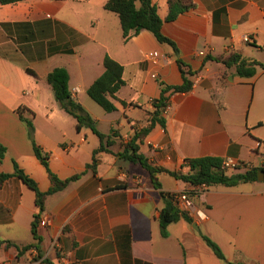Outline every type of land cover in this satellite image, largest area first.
I'll use <instances>...</instances> for the list:
<instances>
[{
  "label": "crops",
  "instance_id": "0c3cea01",
  "mask_svg": "<svg viewBox=\"0 0 264 264\" xmlns=\"http://www.w3.org/2000/svg\"><path fill=\"white\" fill-rule=\"evenodd\" d=\"M107 1L0 4V144L7 148L0 174H12L15 161L41 191L52 185L17 112L22 107L28 109L24 117L33 121L36 143L50 153L51 170L61 179L82 174L46 198L41 218L48 224L37 226L39 248L20 257L17 246L34 242L35 193L17 177L0 184V239L11 242L2 246L0 264H45L46 258L55 264H264V179L192 192L195 209L207 218L190 216L193 223L181 218L163 235L162 192L196 187L162 172V188H156L146 168L117 155L150 124L161 84L184 83L180 59L192 72V90L169 95L165 126L156 124L138 140L140 153L153 166L179 172L185 171V159L207 156L261 163L264 67L242 77L215 58L240 52L264 64V0H193V8L162 26L178 53L148 30L125 40L119 16L104 8ZM168 1L153 0L164 20ZM247 35L250 43L243 41ZM153 50L161 54L156 67L146 57ZM106 56L124 67L125 84L116 93L113 112L87 93L104 73ZM59 67L68 70L72 97L98 130L116 131L110 151L98 154L96 174L87 164L100 138L89 128L77 129V120L58 104L47 82ZM203 236L218 244L226 260L216 256ZM57 237L61 247L51 251Z\"/></svg>",
  "mask_w": 264,
  "mask_h": 264
},
{
  "label": "trees",
  "instance_id": "16d2710c",
  "mask_svg": "<svg viewBox=\"0 0 264 264\" xmlns=\"http://www.w3.org/2000/svg\"><path fill=\"white\" fill-rule=\"evenodd\" d=\"M20 1L23 0H0V4H15ZM194 6L195 4L193 0H169V12L166 20L162 19L160 16L158 6L153 2V0H108L105 3L104 8L108 11L116 13L119 16L125 40H128L130 37L138 34L142 30H148L152 32L160 42L168 43L174 48L175 52L178 53V48L175 42L162 33V26L165 21H174L180 14L188 11ZM215 60L222 62L227 68L235 67L236 74L242 77H251L255 75L257 66L264 67L263 63L244 58L240 52H231L227 57L215 58ZM178 63L182 70L184 83L180 86H168L164 83L161 84V96L154 102L155 110L151 113L150 124L137 131L136 135L128 142V144L123 146V150L117 155L131 162L139 163L146 168L150 172L153 184L156 188H162V184L159 179V175L162 172H167L177 180L190 183L195 187L204 184L208 187L216 185L234 187L241 183L258 181L259 173L261 171L264 172V168L258 167L245 173L227 174L222 169L221 158L207 156L185 159L182 165L185 171H168L161 167L153 166L149 163V160L142 153H140L138 140H142L146 135H148L156 124L159 123L162 126H165L163 111L168 106L169 95L171 93H188L192 90L193 82L189 79V75H192V72L185 69V64L180 59H178ZM104 68V73L88 88L87 93L106 112H113L117 110L114 103V100L117 99L116 93L125 84L123 79L124 67L110 56H106L104 58ZM69 81V72L64 67L55 68L47 76V82L54 91L56 101L62 109L77 120V129L81 130L84 127L89 128L100 138V146L94 151L92 162L87 164V168L92 169V171L96 174L99 162L98 154L110 151L109 146L113 144L111 138L116 134V131L112 130L109 134H104L98 130L96 121L92 118V116L79 102L73 99L69 87ZM122 104L126 105L125 102H122ZM27 110V108L22 107L19 108L17 112L20 119L26 122L28 126L34 153L42 165L46 168L52 185L48 191H41L37 181L21 169L15 161L14 172L12 174H0V184H3L9 178L17 177L32 191H34L36 205L39 209V212L35 214L34 221L32 223L34 242L22 247L17 246L18 257L25 254L31 248H39L41 237L38 234L37 226L41 220L42 214L45 211L46 198L64 190L70 183L78 180L82 176V174H77L67 179H61L51 170L50 153L45 152L44 149L36 143L33 121L32 119L24 117V112ZM6 152L7 148L0 144L1 160L5 157ZM162 195L165 199V206L160 212L159 219L163 235H167V227L169 224L176 222L181 218H184L191 223L194 222L193 219L176 204L174 193L162 192ZM203 238L218 258L226 260L225 255L217 243L207 236H203ZM4 244H11V242L0 239V251ZM43 263L55 264L49 258L44 259ZM229 264L236 263L229 262Z\"/></svg>",
  "mask_w": 264,
  "mask_h": 264
},
{
  "label": "built area",
  "instance_id": "2783aa9c",
  "mask_svg": "<svg viewBox=\"0 0 264 264\" xmlns=\"http://www.w3.org/2000/svg\"><path fill=\"white\" fill-rule=\"evenodd\" d=\"M243 41L246 43H250L251 42V37L250 36H245L243 38ZM147 59L149 60L150 64L154 67L159 66V64L161 63V54L159 51L157 50H153V51H149L146 54ZM152 77L155 79L158 78V75L156 73H152ZM170 109V106H167V108L165 109L164 113H167V111ZM256 167H260V168H264V155H262V160L261 163L259 165H254L252 163L249 162H244L241 160H235L232 158H226L222 161V169L226 172V173H233V172H247L250 170H253ZM207 186L201 185L198 186L196 188H193L192 190H184L178 193H174L175 194V201L176 204L179 206V208L181 210H183L184 212H186L189 216L191 217H197L200 219H206L207 215L202 212L201 210H197L194 207V203L193 200L191 198L192 192L194 193H198L202 190H204ZM39 224L41 226H47L48 224V220L41 218ZM61 245H60V241L59 238L57 237L53 242L52 245L50 247V250H58L60 249ZM36 249V248H35ZM37 251V250H36ZM36 255H38V252H36Z\"/></svg>",
  "mask_w": 264,
  "mask_h": 264
},
{
  "label": "water",
  "instance_id": "95a60500",
  "mask_svg": "<svg viewBox=\"0 0 264 264\" xmlns=\"http://www.w3.org/2000/svg\"><path fill=\"white\" fill-rule=\"evenodd\" d=\"M264 179V172H260L259 173V180H263ZM195 226V228H198V227H196V225H194Z\"/></svg>",
  "mask_w": 264,
  "mask_h": 264
},
{
  "label": "rangeland",
  "instance_id": "374dc122",
  "mask_svg": "<svg viewBox=\"0 0 264 264\" xmlns=\"http://www.w3.org/2000/svg\"><path fill=\"white\" fill-rule=\"evenodd\" d=\"M36 256H38V255H36Z\"/></svg>",
  "mask_w": 264,
  "mask_h": 264
}]
</instances>
